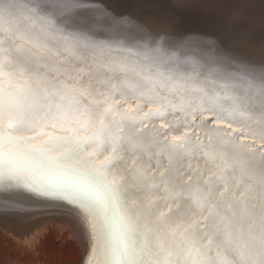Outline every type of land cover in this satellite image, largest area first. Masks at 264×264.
<instances>
[{"label": "snow or ice", "instance_id": "obj_1", "mask_svg": "<svg viewBox=\"0 0 264 264\" xmlns=\"http://www.w3.org/2000/svg\"><path fill=\"white\" fill-rule=\"evenodd\" d=\"M220 3L207 63L91 0H0L5 209L72 206L85 264H264V0Z\"/></svg>", "mask_w": 264, "mask_h": 264}, {"label": "rangeland", "instance_id": "obj_2", "mask_svg": "<svg viewBox=\"0 0 264 264\" xmlns=\"http://www.w3.org/2000/svg\"><path fill=\"white\" fill-rule=\"evenodd\" d=\"M153 2L158 3L159 0ZM91 3L96 7L94 4L96 2ZM143 12H137L132 16L134 18H143L142 20L145 21L143 16H147V14L145 11ZM201 15L202 17L204 16V14L200 13V17ZM196 19H200L199 15H196ZM198 29H196V32L205 33L203 29ZM179 32L172 35L179 37L185 34L183 36H185L187 40H195L194 42H197L199 47L194 48L195 53H199V51L202 52V50L204 51L205 44H209L207 43V38L198 34H191L192 32L188 34H186V32ZM177 34L181 35L177 36ZM197 35L198 37H196ZM33 209L37 208L25 210ZM55 209L60 211L57 212L54 210L49 214H33L34 212H31L30 214H32V216H16L20 218L17 220L7 217L8 215H4V213L11 212L3 211L13 210L0 208V211H2L0 212V264H84L85 257L87 256L85 237L83 235L82 238H79L75 232L72 235L69 231L71 226L70 222L62 216L70 214L68 216L72 217L74 220L76 219L75 221L78 222L77 213L59 207H55ZM25 210L19 209L17 211L25 213L23 212ZM79 223L80 221L78 225H80L81 228V223Z\"/></svg>", "mask_w": 264, "mask_h": 264}, {"label": "water", "instance_id": "obj_3", "mask_svg": "<svg viewBox=\"0 0 264 264\" xmlns=\"http://www.w3.org/2000/svg\"><path fill=\"white\" fill-rule=\"evenodd\" d=\"M100 4L99 8L107 9L113 15L133 17L136 12H146L147 16H144L145 20L151 21L156 31L164 32L165 30L170 34L178 33L179 31L186 32V34H199L202 37L207 38L209 42L217 40L221 28V20L223 15V8L221 7L220 0H159V2H153L156 0H91ZM215 1V3L213 2ZM211 2V3H210ZM220 5V6H219ZM129 10V11H128ZM199 15L200 19H196V15ZM200 13L204 14L201 18ZM130 14V15H129ZM183 14H189L192 17H180ZM134 18V17H133ZM140 21L142 19L135 18ZM255 27V37L257 40L264 34L261 31V21L259 18V11L257 10L255 18L253 20ZM201 28L203 32H196V29ZM194 31V32H193ZM179 32V33H182ZM206 40V39H205ZM186 57L188 55H185ZM24 195L23 193H18ZM26 194L22 196L23 199L29 200L28 202L41 204V207L33 210H28L15 213H4L7 217L17 219L16 216L28 217L37 213H47L54 211L58 206V202H49L28 196ZM41 202V203H40ZM55 204V205H54ZM57 204V205H56Z\"/></svg>", "mask_w": 264, "mask_h": 264}, {"label": "bare ground", "instance_id": "obj_4", "mask_svg": "<svg viewBox=\"0 0 264 264\" xmlns=\"http://www.w3.org/2000/svg\"><path fill=\"white\" fill-rule=\"evenodd\" d=\"M92 2V1H91ZM213 2H215V1H213ZM94 3V2H93ZM211 3V2H210ZM217 3H219V2H217ZM95 5H96V7H98V6H100V4H96V3H94ZM100 7H102V6H100ZM222 7V6H221ZM99 8V7H98ZM104 8V7H103ZM137 13V12H136ZM143 14H144V12H143ZM202 14V13H201ZM130 15V14H129ZM146 15V14H145ZM114 16H116V15H114ZM139 16H140V13H139ZM143 16V15H142ZM141 16V17H142ZM184 16H186V17H191V18H193L192 16H190L189 14H183L182 16H180V17H184ZM144 17V16H143ZM201 17H202V15H201ZM143 19V18H142ZM143 21V20H142ZM199 30V29H198ZM179 35H181V34H179ZM178 34H177V36H179ZM183 35H185V34H183ZM179 36V37H182V38H184V40H185V42H184V44L182 45V48H181V50H180V52H179V56L181 57V58H183V57H186L185 55H188L187 57L188 58H190V59H203L205 62H207V63H213L214 61H215V59H216V55H215V53L211 50V48L209 47V44H205L206 46H205V48H204V51L202 50V52H200L199 51V53H195L194 52V48H197V47H199L198 45H197V42L195 43L193 40H187L186 38H185V36ZM199 35V34H198ZM198 35L196 36V37H198ZM188 36V35H187ZM186 36V37H187ZM192 39H193V37H192ZM199 40V39H198ZM202 40V39H201ZM201 40H200V42H201ZM193 41V42H192ZM204 42V41H203ZM205 42H206V40H205ZM204 42V43H205ZM207 43H209V41L207 42ZM203 46V45H202ZM255 52H256V54L258 55L259 54V51H258V49H255L254 50ZM234 127L235 128H237V130H239V126L238 125H234ZM23 193L24 195H20V194H18V193ZM26 194H30V193H28V192H26V191H17V192H14V193H11V195L14 197V199L18 202V203H16V204H14V205H11L8 209H11V210H13V211H3V212H18L17 210H19V209H31V208H39V207H41V204H36V203H31V202H28L29 200H25V199H23V197L22 196H25ZM28 196H31V194L30 195H28ZM19 202H22V203H19ZM41 203V202H40ZM61 204H63V202H58V206L57 207H59V208H63V209H68V210H70V211H74L75 213H77V211L76 210H74L73 208H72V206H69V205H66V204H64L63 206H61ZM55 205V204H54ZM57 205V204H56ZM0 208H5L4 207V204H3V201L2 200H0ZM55 211H60V210H56V209H54ZM28 211V210H27ZM0 212H2V211H0ZM68 215H70V214H68ZM68 215H62L63 217H65L66 219H67V221H69L70 222V233L73 235L74 234V232L76 233V235H78V237L79 238H82L83 237V235L84 234H82V229L80 228V225H78V222H76L72 217H70V216H68ZM77 215H78V213H77ZM80 224V223H79ZM74 229V230H73ZM77 237V236H76ZM81 241V240H80ZM86 260H87V256L85 257V260H84V264H85V262H86Z\"/></svg>", "mask_w": 264, "mask_h": 264}]
</instances>
